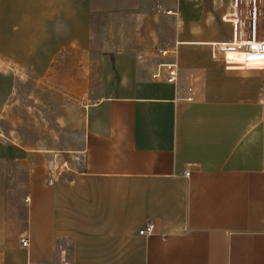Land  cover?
<instances>
[{
  "label": "crops",
  "instance_id": "0c3cea01",
  "mask_svg": "<svg viewBox=\"0 0 264 264\" xmlns=\"http://www.w3.org/2000/svg\"><path fill=\"white\" fill-rule=\"evenodd\" d=\"M233 1L0 0V114L11 71L90 70L81 169L49 185L34 150L0 137V264H264V66L212 58ZM175 49L178 82L155 79Z\"/></svg>",
  "mask_w": 264,
  "mask_h": 264
},
{
  "label": "rangeland",
  "instance_id": "374dc122",
  "mask_svg": "<svg viewBox=\"0 0 264 264\" xmlns=\"http://www.w3.org/2000/svg\"><path fill=\"white\" fill-rule=\"evenodd\" d=\"M85 62L88 61L82 58H63L58 65L65 68L51 70L43 78L25 77L11 71V84L7 85L11 87L10 95L5 94L6 111L0 114V137L34 150L31 156H36L38 164H47L48 168L57 166L60 170L67 161L81 169V154L70 147L82 119L83 101H86L83 81L90 70H82ZM4 99L0 96V104ZM18 170L20 187L14 197L20 201L26 175Z\"/></svg>",
  "mask_w": 264,
  "mask_h": 264
},
{
  "label": "built area",
  "instance_id": "2783aa9c",
  "mask_svg": "<svg viewBox=\"0 0 264 264\" xmlns=\"http://www.w3.org/2000/svg\"><path fill=\"white\" fill-rule=\"evenodd\" d=\"M160 9L161 6H158ZM166 14H172V11H166ZM264 19L263 0H234L233 10L230 14L224 16V21L232 25L233 35L229 43L213 44L212 58L222 60L227 69H259L264 66V31H260V20ZM170 61L162 64V71L157 72L153 77L155 79H164L169 84H176L179 80V65L176 49L169 52ZM164 56L168 51L162 52ZM188 101L194 100V89H187ZM70 164L65 161L58 170L57 166H50L48 184L51 185L54 179L63 173L69 171ZM186 177L190 172L184 173ZM155 231V224L149 222L139 231L141 236L151 235ZM22 245L27 247L29 242L22 239Z\"/></svg>",
  "mask_w": 264,
  "mask_h": 264
}]
</instances>
